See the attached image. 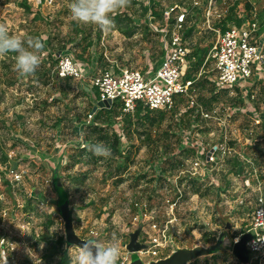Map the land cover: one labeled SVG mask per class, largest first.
<instances>
[{
    "label": "rangeland",
    "instance_id": "obj_1",
    "mask_svg": "<svg viewBox=\"0 0 264 264\" xmlns=\"http://www.w3.org/2000/svg\"><path fill=\"white\" fill-rule=\"evenodd\" d=\"M71 2L0 0V25L42 44L29 76L15 71V54L0 57V261L72 264L71 247L116 236L131 264H246L234 246L264 194V68L217 89L211 65L201 66L223 28L264 26V0H150L153 17L149 0H129L107 31L74 21ZM175 5L188 13L195 106L177 98L162 120L148 115L153 124L121 112L102 134L118 136L120 157L94 155L93 77L110 65L147 72L162 55V13ZM59 52L84 69L81 80L57 76ZM152 223L169 228L159 261L128 251L135 234L148 248Z\"/></svg>",
    "mask_w": 264,
    "mask_h": 264
},
{
    "label": "built area",
    "instance_id": "obj_2",
    "mask_svg": "<svg viewBox=\"0 0 264 264\" xmlns=\"http://www.w3.org/2000/svg\"><path fill=\"white\" fill-rule=\"evenodd\" d=\"M29 1L40 3L41 0ZM149 4L150 0L146 5ZM150 16L153 17L151 13ZM187 16V10L177 5L166 8L162 13L163 25L157 31L161 38L162 55L153 66L148 63L147 72L110 65L93 77L92 85L99 97L94 108L109 109L114 103H120L122 112L126 114H133L138 106L151 112H168L174 108L177 98H186L193 108L192 91L196 78L189 75L194 51L186 41ZM241 22L239 26H228L221 30L216 43L203 60L201 70L211 65L217 89L244 86L258 69L264 68V38L259 33V27L255 20ZM54 56L59 78H83L84 69L72 57L63 52L54 53ZM149 228L155 234L148 237V248H142L137 253L143 255L144 259L159 261L167 248L169 228L157 223H152ZM244 235L249 236L245 244L248 256L246 264L264 263L263 193L256 199L250 226ZM119 264L131 262L129 258L121 257Z\"/></svg>",
    "mask_w": 264,
    "mask_h": 264
},
{
    "label": "clouds",
    "instance_id": "obj_3",
    "mask_svg": "<svg viewBox=\"0 0 264 264\" xmlns=\"http://www.w3.org/2000/svg\"><path fill=\"white\" fill-rule=\"evenodd\" d=\"M129 0H72L70 13L74 21L85 25H95L101 30L113 27V14L128 6ZM40 41L33 38H21L11 35L4 25H0V57L15 54L14 69L21 76H29L36 72L41 64L39 52ZM94 155L108 158L112 150L103 142H98L90 149ZM118 237L113 236L101 246L94 239L82 241L71 256L72 264H119L121 258ZM68 251V252H69ZM7 264V255L0 261Z\"/></svg>",
    "mask_w": 264,
    "mask_h": 264
},
{
    "label": "trees",
    "instance_id": "obj_4",
    "mask_svg": "<svg viewBox=\"0 0 264 264\" xmlns=\"http://www.w3.org/2000/svg\"><path fill=\"white\" fill-rule=\"evenodd\" d=\"M152 1H154V0H152ZM154 8H155V4H153L151 7L149 5V7L144 8V12L145 13L146 12H150L151 15L156 16V14L154 12ZM240 24H241V21L237 22V26H239ZM222 30H224V28ZM263 32H264V26L259 29V33L260 34L263 33ZM63 80H70V79H63ZM94 93H95L94 95L96 96V98L98 100L99 97H98L97 91L95 90ZM121 112H122V106H121L120 103H114L113 106L111 108H109V109L102 108V109L99 110V112H97V114H93V116H92V118H93V120H92L93 121L92 122L93 126H89V128H92L91 132L97 134V136H98L97 137V143L98 142H104V143H106L107 146H109L111 148V150H112V155L111 156L119 155V157H120L121 153H119V150H118L120 140H119L118 136L108 137V136L102 135V134H103V132H104L106 127H110V125H111L110 120L112 119V117H117V115H119ZM143 112L145 114L140 117V114L143 113ZM151 113H152L151 111L144 110V109H142L141 107L138 106V107H136V109H135V111L133 113V116L136 117L138 119V121H142V120H147L148 121L149 120V122L151 124H153V122L155 121V118L154 117H152L150 119L148 118V115L151 114ZM155 113L159 114L158 116H159V118H161V120L164 118V116H163L164 112L163 111H157ZM102 114L107 116V118H106L107 120L105 121L104 126L98 125L96 123V121L99 120V118L101 117ZM124 114L127 115L126 117L129 118L130 114H126V113H124ZM116 166L119 168L122 165L119 164V165H116ZM59 242L61 243V240H59ZM64 263L67 264V260H64Z\"/></svg>",
    "mask_w": 264,
    "mask_h": 264
},
{
    "label": "water",
    "instance_id": "obj_5",
    "mask_svg": "<svg viewBox=\"0 0 264 264\" xmlns=\"http://www.w3.org/2000/svg\"><path fill=\"white\" fill-rule=\"evenodd\" d=\"M248 235H243L240 241L235 244L234 246V254L239 257V259L243 262L247 260V249H246V241L248 240ZM144 246L138 244L137 242V234L133 235L130 241V244L128 245V251L131 253H136L140 251ZM172 258H169L165 261L158 262L157 264H172ZM135 264V263H134ZM137 264H140L137 262Z\"/></svg>",
    "mask_w": 264,
    "mask_h": 264
}]
</instances>
